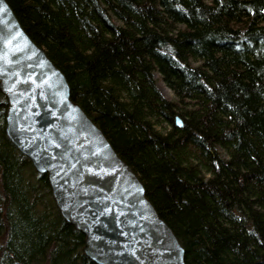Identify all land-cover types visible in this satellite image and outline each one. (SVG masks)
Here are the masks:
<instances>
[{
	"label": "trees",
	"instance_id": "trees-1",
	"mask_svg": "<svg viewBox=\"0 0 264 264\" xmlns=\"http://www.w3.org/2000/svg\"><path fill=\"white\" fill-rule=\"evenodd\" d=\"M7 1L186 263L264 264V0ZM7 109L0 92V264H95L7 136Z\"/></svg>",
	"mask_w": 264,
	"mask_h": 264
},
{
	"label": "water",
	"instance_id": "water-1",
	"mask_svg": "<svg viewBox=\"0 0 264 264\" xmlns=\"http://www.w3.org/2000/svg\"><path fill=\"white\" fill-rule=\"evenodd\" d=\"M5 131L47 175L63 219L95 264H186V251L147 198L139 175L72 98L66 75L0 0ZM178 125H182L180 118Z\"/></svg>",
	"mask_w": 264,
	"mask_h": 264
},
{
	"label": "rangeland",
	"instance_id": "rangeland-1",
	"mask_svg": "<svg viewBox=\"0 0 264 264\" xmlns=\"http://www.w3.org/2000/svg\"><path fill=\"white\" fill-rule=\"evenodd\" d=\"M159 89L162 92V94L167 98V99H172L174 96V93L172 92L171 89H169L164 83L161 81L158 82Z\"/></svg>",
	"mask_w": 264,
	"mask_h": 264
},
{
	"label": "bare ground",
	"instance_id": "bare-ground-1",
	"mask_svg": "<svg viewBox=\"0 0 264 264\" xmlns=\"http://www.w3.org/2000/svg\"><path fill=\"white\" fill-rule=\"evenodd\" d=\"M253 205H255V204H253ZM256 206H257V205H256ZM256 213H259V212L257 211ZM256 213H255V214H256ZM186 264H187V263H186Z\"/></svg>",
	"mask_w": 264,
	"mask_h": 264
}]
</instances>
